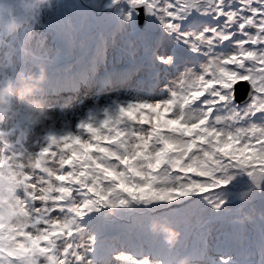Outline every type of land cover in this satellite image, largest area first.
I'll return each mask as SVG.
<instances>
[{
    "label": "snow or ice",
    "instance_id": "obj_1",
    "mask_svg": "<svg viewBox=\"0 0 264 264\" xmlns=\"http://www.w3.org/2000/svg\"><path fill=\"white\" fill-rule=\"evenodd\" d=\"M42 64L111 96L0 109V264H264V0H0V81Z\"/></svg>",
    "mask_w": 264,
    "mask_h": 264
},
{
    "label": "clouds",
    "instance_id": "obj_2",
    "mask_svg": "<svg viewBox=\"0 0 264 264\" xmlns=\"http://www.w3.org/2000/svg\"><path fill=\"white\" fill-rule=\"evenodd\" d=\"M49 69L42 64L38 71L27 70L20 76H13L6 81H0V109L7 112L20 113L30 126H41L53 118L50 101L47 95ZM258 184H249L241 188L236 196L239 203L237 221L250 222L255 215L249 211ZM256 215H264L257 212ZM187 264V260L182 261Z\"/></svg>",
    "mask_w": 264,
    "mask_h": 264
},
{
    "label": "rangeland",
    "instance_id": "obj_3",
    "mask_svg": "<svg viewBox=\"0 0 264 264\" xmlns=\"http://www.w3.org/2000/svg\"><path fill=\"white\" fill-rule=\"evenodd\" d=\"M243 90H244V89L242 88V89H241V92H243Z\"/></svg>",
    "mask_w": 264,
    "mask_h": 264
},
{
    "label": "bare ground",
    "instance_id": "obj_4",
    "mask_svg": "<svg viewBox=\"0 0 264 264\" xmlns=\"http://www.w3.org/2000/svg\"><path fill=\"white\" fill-rule=\"evenodd\" d=\"M143 21V20H142Z\"/></svg>",
    "mask_w": 264,
    "mask_h": 264
}]
</instances>
